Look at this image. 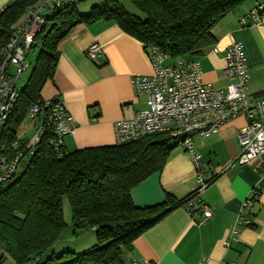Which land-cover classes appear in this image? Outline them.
<instances>
[{
    "label": "trees",
    "instance_id": "1",
    "mask_svg": "<svg viewBox=\"0 0 264 264\" xmlns=\"http://www.w3.org/2000/svg\"><path fill=\"white\" fill-rule=\"evenodd\" d=\"M39 1L9 0L3 7L0 52L25 11ZM82 1L46 18L34 38L31 49L38 48V54L0 136V147L8 149L9 157L24 149L27 141L17 138L16 129L28 110L42 101V87L53 80L57 67V46L75 26L112 22L171 60L195 59L215 45L212 30L220 20L247 0H128L143 18L130 14L116 0H104L80 14L76 6ZM40 126L43 135L35 152L23 159L25 169L0 188V264L7 260L10 264H126L125 254L135 239L173 210L186 208L193 193L182 200L165 194L163 202L149 207H136L130 197L132 189L166 165L175 147L168 132L122 145L66 152L63 146L55 150L50 129L45 122ZM15 141L16 149L11 147ZM63 197L70 207L72 235L95 234L96 243L84 254L55 256L52 250L68 227Z\"/></svg>",
    "mask_w": 264,
    "mask_h": 264
},
{
    "label": "crops",
    "instance_id": "2",
    "mask_svg": "<svg viewBox=\"0 0 264 264\" xmlns=\"http://www.w3.org/2000/svg\"><path fill=\"white\" fill-rule=\"evenodd\" d=\"M102 0L78 4L80 14ZM8 0H0V11ZM264 0H247L226 14L213 28V48L199 60L203 82L222 89L225 77L224 51L232 42H241L248 65L247 92L251 98L264 96V22L247 27L240 18ZM92 44L101 47L94 60L85 52ZM58 62L52 81L40 92L42 100L56 98L74 120V131L63 138L66 152L114 146L113 124L131 118L146 108V97L132 84L135 76L152 72L142 43L122 32L112 22L79 24L58 44ZM243 117L225 124L216 134L193 137L195 151L212 171L204 180H214L200 193V200L211 211L205 222L193 220L187 208H177L134 240L125 254L126 264H264V153L246 165L233 164L240 153L238 131ZM36 128V125H35ZM226 167V168H225ZM225 168V169H224ZM199 182L191 156L175 146L161 172L148 177L130 192L136 207L160 204L165 194L182 200L195 192ZM252 188L259 192L254 205L252 227L240 230L236 241L226 245L241 203Z\"/></svg>",
    "mask_w": 264,
    "mask_h": 264
},
{
    "label": "built area",
    "instance_id": "3",
    "mask_svg": "<svg viewBox=\"0 0 264 264\" xmlns=\"http://www.w3.org/2000/svg\"><path fill=\"white\" fill-rule=\"evenodd\" d=\"M78 2L79 0H40L37 5L25 11L9 42L1 50L0 136L19 95L16 81L28 69L25 59L32 50L34 38L41 32L46 18ZM263 22V5L255 6L239 20L241 26L247 27ZM145 50L152 72L147 76H135L132 84L139 95L146 97V108L136 112L131 118L113 124L115 145L168 132L175 146L182 147L191 156L199 182L198 188L188 198L186 208L193 220L205 222L211 217V211L199 197L215 176L206 180L202 177L204 171L212 169L195 151L193 137L216 134L225 124L243 117L246 124L237 134L240 153L232 165L248 164L264 153V96L251 98L247 92L249 72L241 42H232L224 51V74L228 84L222 89L203 82L199 60L182 57L171 60L155 46L145 47ZM212 51L215 49L212 48ZM100 53L101 47L92 44L85 56L88 60H94ZM26 118L36 122L37 126L24 149L9 157L6 155L8 149L0 147V188L15 175L20 161L28 159L35 152L43 135L40 123L45 122L53 134L51 143L55 150L62 146L63 138L74 131L73 118L56 98L42 100L32 106ZM11 147L16 149L17 142ZM261 173L264 175V167ZM258 196V189L252 188L242 201L235 222L228 232L227 246L237 240L240 230L252 227L251 214Z\"/></svg>",
    "mask_w": 264,
    "mask_h": 264
},
{
    "label": "rangeland",
    "instance_id": "4",
    "mask_svg": "<svg viewBox=\"0 0 264 264\" xmlns=\"http://www.w3.org/2000/svg\"><path fill=\"white\" fill-rule=\"evenodd\" d=\"M93 0H83L81 3H88ZM100 0H96L98 2ZM104 1V0H102ZM101 1V2H102ZM120 5H122L130 14L136 15L139 18H143V15L128 1V0H116ZM9 2V0H8ZM7 2V3H8ZM76 6L77 10L81 12V6ZM38 54V48H34L33 50H30L28 55L25 59V64L28 65V69L24 71L21 76L16 81V89L21 90L32 70V67L34 65L35 58ZM35 132V123L34 121H31L27 118L21 123V125L16 129V135L17 138L21 141H28L33 133ZM27 164L26 160L20 161V163L17 166L15 178L25 169V166ZM62 210H63V217L64 222L67 224L66 231L62 234L60 239L54 244L53 251L55 256L61 255L63 252H71L76 254H84L85 252L89 251L91 247L96 243L95 234L93 231H89L84 233L83 235H80L78 237H74L72 235L71 230V212L70 207L68 205L67 199L65 197L62 198ZM50 254V251L46 253ZM6 264H10V261L7 260L5 262Z\"/></svg>",
    "mask_w": 264,
    "mask_h": 264
}]
</instances>
